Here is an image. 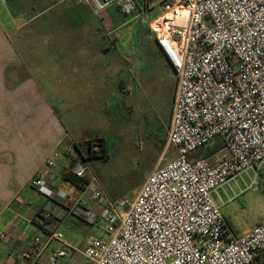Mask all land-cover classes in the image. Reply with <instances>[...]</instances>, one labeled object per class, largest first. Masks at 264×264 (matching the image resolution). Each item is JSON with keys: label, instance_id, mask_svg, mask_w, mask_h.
Masks as SVG:
<instances>
[{"label": "built area", "instance_id": "built-area-1", "mask_svg": "<svg viewBox=\"0 0 264 264\" xmlns=\"http://www.w3.org/2000/svg\"><path fill=\"white\" fill-rule=\"evenodd\" d=\"M82 1L95 15L111 5L123 16L137 9L136 0ZM154 3L145 0L141 13ZM158 4L161 15L148 23V31L175 73L166 146L176 158L155 166L132 197L112 201L74 146L54 150L44 166L54 167L61 154L76 156L71 174L84 182L80 192L99 209L85 208L79 193L55 186L37 170L29 186L46 199L40 220L56 226L72 213L91 225L102 221L107 237H90L74 249L53 227L46 239L34 237L11 248L21 260L58 264L70 252L69 264H264V222L236 236L213 198L220 187L264 162V0ZM216 140L222 144L218 150L193 157ZM11 237L0 233L2 242ZM52 242L61 247L46 257Z\"/></svg>", "mask_w": 264, "mask_h": 264}, {"label": "crops", "instance_id": "crops-1", "mask_svg": "<svg viewBox=\"0 0 264 264\" xmlns=\"http://www.w3.org/2000/svg\"><path fill=\"white\" fill-rule=\"evenodd\" d=\"M106 22L103 12L95 15L82 0H0V233L12 236L9 243L0 241V264H32L11 248L28 245L34 237L44 240L53 227L59 231L64 225H91L72 213L64 214L56 226L40 220L44 200L21 195L24 188L33 190L29 179L37 170H44L55 186L79 193L85 208L94 213L99 209L64 179L70 158L61 154L51 168L44 161L75 142L92 140L96 150L105 121L129 89L121 36L111 26L107 30ZM154 52L175 77L156 43ZM112 116L108 120L114 128ZM81 150L88 152V144ZM60 247L52 242L44 255Z\"/></svg>", "mask_w": 264, "mask_h": 264}, {"label": "rangeland", "instance_id": "rangeland-1", "mask_svg": "<svg viewBox=\"0 0 264 264\" xmlns=\"http://www.w3.org/2000/svg\"><path fill=\"white\" fill-rule=\"evenodd\" d=\"M136 1V12L131 15H121L115 5L103 12L108 21L107 30L111 26L121 36V55L129 63L128 73L123 74L129 89L122 95L120 108L116 107L115 112L108 116L111 119V115H114L115 126L111 128L107 119L100 138L107 157L98 156L88 160L91 171L112 201L123 196L132 197L155 166L176 158L174 148L166 146L175 77L160 64L154 52V39L148 31V23L161 15L159 0H150L155 2L154 5L143 13L145 0ZM57 99L64 101V98ZM59 109L61 120L65 123V113L61 107ZM212 147L213 144L199 148L195 157ZM95 149L99 152L101 147L96 146ZM82 154L86 156L87 152L83 150ZM254 179L256 185L251 187ZM263 186L264 162L257 171L249 169L237 175L213 194L236 236L264 222ZM21 195L31 200H34L33 197L42 198L46 202L43 196L30 188H24ZM78 224L76 228L64 225L59 229L74 249H81L90 237H107L102 221L94 225ZM70 257L69 252L61 264Z\"/></svg>", "mask_w": 264, "mask_h": 264}, {"label": "trees", "instance_id": "trees-1", "mask_svg": "<svg viewBox=\"0 0 264 264\" xmlns=\"http://www.w3.org/2000/svg\"><path fill=\"white\" fill-rule=\"evenodd\" d=\"M98 141H100V151H96L94 149H92V140H89L87 142H75L74 143V149H75V155H79L81 157H83L86 161H88L89 159H92V158H97L98 156H101L102 158H106V154H105V151L106 149L104 148V143L101 139H98ZM88 144V152H87V155L86 156H83L82 154V150H81V147H84ZM220 147H222V144L221 142L218 140L216 141L214 144H213V147L212 148H207L205 150V152L202 154V155H199L198 157H206L208 156L209 154L215 152L216 150H218ZM197 153L195 152L193 154V157H195ZM197 156L195 158H198ZM77 157H72L70 158V167L73 163V161L76 159ZM70 169V168H69ZM67 170V172L64 175V179L69 182L70 184L78 187L77 189H83L84 187V182L79 180L78 178L74 177L72 174H71V171L70 170Z\"/></svg>", "mask_w": 264, "mask_h": 264}]
</instances>
